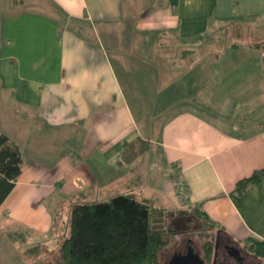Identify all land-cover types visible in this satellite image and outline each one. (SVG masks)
Instances as JSON below:
<instances>
[{
  "label": "crops",
  "instance_id": "crops-1",
  "mask_svg": "<svg viewBox=\"0 0 264 264\" xmlns=\"http://www.w3.org/2000/svg\"><path fill=\"white\" fill-rule=\"evenodd\" d=\"M13 2L0 0V131L21 171L3 232L56 236L73 203L132 193L155 216L197 207L216 235L264 240V175L234 191L264 168V0ZM235 23L252 41L212 38Z\"/></svg>",
  "mask_w": 264,
  "mask_h": 264
},
{
  "label": "trees",
  "instance_id": "trees-1",
  "mask_svg": "<svg viewBox=\"0 0 264 264\" xmlns=\"http://www.w3.org/2000/svg\"><path fill=\"white\" fill-rule=\"evenodd\" d=\"M259 45L264 48V44H256ZM20 171V150L0 131V203L14 186ZM263 175L264 168L254 170L236 182L234 191L242 194L249 185L260 182ZM154 213L148 201L139 200L132 193L73 203L60 233L54 264H160L158 254L168 244L169 236L184 229H166ZM177 214H187V221L199 217L214 227L205 212L197 207ZM242 244L247 246L246 251L264 258V240L250 236ZM200 248L208 262L212 255L210 240H203Z\"/></svg>",
  "mask_w": 264,
  "mask_h": 264
},
{
  "label": "rangeland",
  "instance_id": "rangeland-1",
  "mask_svg": "<svg viewBox=\"0 0 264 264\" xmlns=\"http://www.w3.org/2000/svg\"><path fill=\"white\" fill-rule=\"evenodd\" d=\"M21 3L20 0L18 2H13L11 6V10L17 8H30L32 4H28V0H22ZM3 4V3H2ZM1 7H4V4ZM33 7H37L36 5H33ZM4 9L0 10V13H3ZM223 38L226 40H230L232 42H246L247 40L252 41L253 34H249L247 32L246 28L243 27V25L240 24H231L228 26H223L219 30H217L214 35H212V38ZM260 41V40H255ZM252 62L253 59H250ZM244 108L245 105L238 104L236 105V110L238 108ZM65 207L62 206L61 211ZM175 209H172L171 212H173L175 215L168 218L165 215L160 214L156 212V220L159 223H163V226L166 229H184V232H181L182 235L178 236V239H175L174 236H169V242L166 245V247L160 252V258L162 259L164 251L168 250L169 248L173 247L174 244L179 243L183 236H187L192 238L193 243L197 246V248L200 247L201 242L205 239L210 240L211 245L213 244V240L216 236V233L214 231V227L203 221L201 218H197L192 221H187L188 218L187 214H176L174 212ZM66 210L61 212V219H65ZM62 225L61 223L59 224ZM3 226L0 224V264H54L55 263V257L57 256L58 252L56 250L57 245L60 242L61 235L52 236L49 235L46 238L37 237V239L34 240L33 236H24L19 237L15 236L13 234L10 236L9 234H6V232H3ZM5 228V227H4ZM60 230V229H59ZM31 241V242H30ZM29 242V243H28ZM33 242V243H32ZM248 242V241H247ZM29 244V245H28ZM30 246V247H29ZM242 248H246L247 246L245 244L239 245ZM28 248V249H27ZM247 249V248H246ZM245 250V249H244ZM202 251V250H201ZM258 260L262 264H264V258L257 257ZM210 261V260H209ZM208 261V263H209Z\"/></svg>",
  "mask_w": 264,
  "mask_h": 264
},
{
  "label": "flooded vegetation",
  "instance_id": "flooded-vegetation-1",
  "mask_svg": "<svg viewBox=\"0 0 264 264\" xmlns=\"http://www.w3.org/2000/svg\"><path fill=\"white\" fill-rule=\"evenodd\" d=\"M190 247L193 248V251H199L192 238L185 237L175 251L184 253ZM213 259L215 264H262L253 253L244 250L237 243L222 235L215 236L212 244V255L209 263L206 262V264H211Z\"/></svg>",
  "mask_w": 264,
  "mask_h": 264
},
{
  "label": "water",
  "instance_id": "water-1",
  "mask_svg": "<svg viewBox=\"0 0 264 264\" xmlns=\"http://www.w3.org/2000/svg\"><path fill=\"white\" fill-rule=\"evenodd\" d=\"M166 264H205L204 258H202L198 252L193 251L190 247L186 252H175ZM211 264H215L214 259Z\"/></svg>",
  "mask_w": 264,
  "mask_h": 264
},
{
  "label": "built area",
  "instance_id": "built-area-1",
  "mask_svg": "<svg viewBox=\"0 0 264 264\" xmlns=\"http://www.w3.org/2000/svg\"><path fill=\"white\" fill-rule=\"evenodd\" d=\"M170 177L175 185V190L179 195L180 201L186 203L189 198V191L181 169L172 168L170 170Z\"/></svg>",
  "mask_w": 264,
  "mask_h": 264
}]
</instances>
